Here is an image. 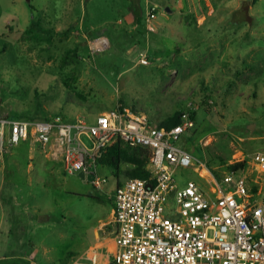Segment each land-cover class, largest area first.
Segmentation results:
<instances>
[{"label":"rangeland","instance_id":"374dc122","mask_svg":"<svg viewBox=\"0 0 264 264\" xmlns=\"http://www.w3.org/2000/svg\"><path fill=\"white\" fill-rule=\"evenodd\" d=\"M140 4L137 23L130 0H0V115H21L39 100L47 117L93 121L101 111L126 107L157 123L193 102L195 127L178 144L219 176L228 164L245 160L243 172L249 187L257 186L253 198L260 199L264 172L251 162L264 151V0ZM244 5L252 18L245 8L234 13ZM148 11L156 13L149 23ZM32 21L44 28L30 35ZM99 35L110 47L96 52L90 45ZM144 50L146 64L139 63ZM27 156L34 158L29 165ZM51 160L59 165L47 164ZM192 169H175L177 181H204ZM115 172L98 166L97 187L79 172L69 173L49 147L20 141L8 159L0 157V191H38L43 225L37 232L52 248L50 264H60L70 248L81 246L71 244L70 233L91 237L113 206L117 178L126 179L121 167L118 177ZM47 222H56V229Z\"/></svg>","mask_w":264,"mask_h":264},{"label":"built area","instance_id":"2783aa9c","mask_svg":"<svg viewBox=\"0 0 264 264\" xmlns=\"http://www.w3.org/2000/svg\"><path fill=\"white\" fill-rule=\"evenodd\" d=\"M155 15L148 11V23ZM109 45L99 35L90 46L99 52ZM139 63H149L145 51ZM193 108L189 102L181 120L169 128L126 107L101 111L93 121L85 115L74 120L60 114L45 119L0 116V156L20 141L39 142L61 156L69 173L91 174L99 187L98 157L107 146L116 139L131 147L145 144L152 150L149 176L126 178L112 195L117 247L109 264H264V194L253 198L246 168L227 169L218 177L178 144L194 126ZM251 164L264 172V151L256 152ZM198 166L205 182L178 184L175 169L198 171Z\"/></svg>","mask_w":264,"mask_h":264},{"label":"crops","instance_id":"0c3cea01","mask_svg":"<svg viewBox=\"0 0 264 264\" xmlns=\"http://www.w3.org/2000/svg\"><path fill=\"white\" fill-rule=\"evenodd\" d=\"M144 51L146 52V50ZM10 149L12 150V148ZM10 149L5 154L3 153L4 156L2 154L0 157L5 160L8 159ZM27 158L29 165L34 158L30 156ZM59 162L60 160H51L47 164H57L58 166ZM57 169L58 167L52 168L53 172H57ZM202 174L200 173L204 180L202 182H205ZM253 181L255 182L256 179ZM186 182L187 180L180 179L178 184L183 185ZM254 187L257 186L250 187L252 192H256ZM211 189L210 187L209 190ZM35 192L38 191H0V264H50L55 258L52 256V248L48 246V239L46 240V237L41 238L37 232V228L40 229L43 225L39 215L43 207L38 199L37 201L34 199ZM208 193L214 194L213 191H208ZM110 200L113 206L105 218H100L93 227L91 237L83 236L76 231L70 233L71 244L77 243L81 246L70 248L67 251L70 258L60 260V264H109L117 247L115 241L116 223L113 221L114 201L112 198ZM44 210H49V208L46 207ZM44 224L48 226V229L51 227L56 229L57 226L56 222L52 225H49L50 222ZM64 234L66 232L61 230L60 235L63 238L66 237Z\"/></svg>","mask_w":264,"mask_h":264},{"label":"trees","instance_id":"16d2710c","mask_svg":"<svg viewBox=\"0 0 264 264\" xmlns=\"http://www.w3.org/2000/svg\"><path fill=\"white\" fill-rule=\"evenodd\" d=\"M254 2V0H252ZM130 4L132 7V12L134 14V20L135 22H140L142 19V15L144 12V9L142 8L140 4V0H130ZM245 13L248 15L249 19L252 18L250 16V13H248L247 7L241 6L238 9L234 11L238 12L239 10H244ZM233 13V12H232ZM146 23V20H145ZM44 28L41 23L38 21H32L30 27L27 28V31L30 35L35 34L37 28ZM39 28V29H40ZM110 47V45H109ZM108 47V48H109ZM106 48V49H108ZM106 49L102 50L105 51ZM100 52V51H99ZM123 108V107H120ZM183 109H178V111H175L173 115H168L167 117L159 120L157 122L158 125L164 126L166 128H169L176 123H178L181 120V111ZM43 107L41 104V101H37L35 104V107L33 109H28L27 112L21 114V115H0V116H7L10 118H22V119H45L49 118L47 117V114L43 112ZM135 111V110H134ZM191 117L194 119V126L191 128L193 129L196 124L197 116H196V105L194 104V108L191 110ZM150 116V114H149ZM148 116V117H149ZM189 129L188 131H190ZM152 150L150 147L144 145H137L134 147L129 146L125 142H123L121 139H116V141H113L112 144L107 146L98 157V165L99 166H108L112 169L116 170L114 173L118 177V168L121 167L123 169V172L125 173L126 178L128 177H148L150 172L149 169H147V164L149 162L150 156H151ZM245 160H239L234 163L228 164L226 167L227 169L231 170H237L239 168H244L245 166ZM219 173V172H218ZM218 177L219 175L216 174ZM123 180H119L117 178L116 185L120 184ZM256 187H254V190L256 191Z\"/></svg>","mask_w":264,"mask_h":264},{"label":"water","instance_id":"95a60500","mask_svg":"<svg viewBox=\"0 0 264 264\" xmlns=\"http://www.w3.org/2000/svg\"><path fill=\"white\" fill-rule=\"evenodd\" d=\"M28 1H30V0H28ZM168 8V7H167ZM79 175L82 177V178H86V179H88V180H92L93 179V176L91 175V174H87V175H85V173H84V171H79Z\"/></svg>","mask_w":264,"mask_h":264}]
</instances>
